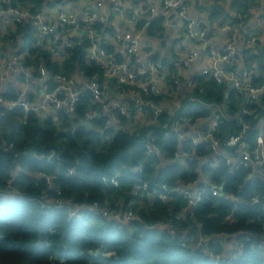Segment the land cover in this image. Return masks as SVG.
Here are the masks:
<instances>
[{"label": "trees", "instance_id": "obj_1", "mask_svg": "<svg viewBox=\"0 0 264 264\" xmlns=\"http://www.w3.org/2000/svg\"><path fill=\"white\" fill-rule=\"evenodd\" d=\"M10 2L14 7L22 6L24 10L37 14L51 0ZM232 2V7H237L238 11L247 4V0ZM4 6L7 8L8 4ZM223 7V0H208L204 11L211 20H221V25L229 21L235 29L238 23L240 28L245 26L240 18L224 15ZM92 28L104 34L113 32L109 25L104 24H93ZM165 29L163 19H154L148 28V35L159 38L157 41L162 45L167 42ZM9 30L0 34V52L28 51L30 58L26 66L44 65L52 77L57 74L67 77L81 75L84 78L97 75L100 81L103 79L101 65L85 61V54L92 45L88 37L76 38V46L67 49L66 57L58 60L43 47H31L38 33L30 19L23 18L21 23ZM238 31L244 33L242 29ZM240 36L244 39L237 49V58L258 70L256 81H259L264 77V39L258 47L250 48L246 44L249 36ZM97 44L109 53L114 50L105 40ZM170 51L173 52L174 48L171 47ZM163 62L174 71L178 60L174 55L173 59L169 57ZM237 66L236 61L234 67ZM197 83L193 92L197 100L190 103L187 100L183 110L196 118L205 117L209 115V107L217 105L235 114L234 105L224 100L230 98L236 103L234 93H227L224 87L202 76L197 77ZM19 94L20 91L12 84L4 92L7 98H16ZM250 109L254 115L246 117L245 121L257 125L256 115L264 112V96L251 104ZM89 115H95V118L86 121ZM167 117L168 114L163 113L160 122L163 123ZM224 119L227 127H233L231 119ZM108 120L109 117L101 113V104L88 91L82 93L74 115L59 113L57 120L43 119L21 108L10 112L0 106V191L5 193L17 189L14 201H2L0 207V258L13 256L20 264H213L193 247L182 246L184 235L180 228H188L196 220H204V235L245 232L238 237L244 253L221 264H264V253L259 249L264 229L260 224L250 222L252 217L264 219V212L247 203L253 192L264 197L263 179L248 181L245 170L234 176L228 175L226 170L218 172L213 177L214 181L225 179V190L241 195L246 202L235 208L207 191L197 217L185 216L182 209L187 203L181 197L163 203L151 193L164 186L172 189L180 179L184 182L193 179L195 174H191L190 170L196 169L197 164L189 162L184 167L170 163L154 167L155 161L144 147L151 135L157 136L168 154H173L180 143L174 137L165 139L166 133L158 124L138 126L126 133H112L106 128ZM182 146L189 147V143ZM52 153L54 157L50 161ZM18 167H21L20 171H17ZM116 174L120 175L119 186H109L104 182L103 177L110 179ZM47 176L52 179L50 187L47 186ZM12 177L15 179L10 188ZM138 179L148 183L149 189L135 196L131 191ZM45 194L64 198L68 206L96 203L110 211H122L130 205L142 216L144 223L121 225L114 219L89 212L84 213L81 220L70 219L66 207L39 208L36 200ZM230 213L233 216L227 219ZM160 222L172 223L177 228L176 234L167 228L155 227ZM190 231V236L195 235V229ZM250 233L255 234L252 242L246 241Z\"/></svg>", "mask_w": 264, "mask_h": 264}, {"label": "built area", "instance_id": "obj_2", "mask_svg": "<svg viewBox=\"0 0 264 264\" xmlns=\"http://www.w3.org/2000/svg\"><path fill=\"white\" fill-rule=\"evenodd\" d=\"M189 7V0H51L44 5L43 11L32 14L22 6L14 7L10 0H0V34L8 33L10 27L28 18L38 33L31 47H43L58 60L66 57L67 49L76 46V38L88 37L92 45L85 54V61L96 62L104 70L101 81L97 75L84 78L81 75L67 77L57 74L52 77L44 65L26 66L30 58L28 51L0 52V106L10 112L21 108L43 119L57 120L59 113L74 115L82 93L88 91L101 104V113L109 117L106 128L112 133H126L138 126L158 124L166 133L165 139L174 137L180 143L173 154H168L157 136L151 135L144 147L154 159V167L170 163L184 167L189 162L197 164L195 171H190L195 174L193 179L185 181L186 184L177 181L172 189L164 186L154 190L151 193L153 197L163 203L181 197L187 203L182 214L191 217H197L207 191L235 208L241 206L246 199L225 190V179L215 182L213 177L223 170L232 176L245 170L248 181L264 180V154L261 151L264 148V112L256 115L257 125L245 121L246 117L254 115L250 105L264 96V77L256 81L259 76L256 68L234 67L236 61L239 63L238 36L233 35L234 27L229 21L219 27L220 31L228 33L223 47H215L209 35L208 21L203 16H190ZM238 13L233 15L242 21L244 16ZM160 18L168 31L177 34L174 39L178 47L173 54L162 56L160 43L148 35L152 21ZM93 24L109 25L113 32L100 33L92 28ZM100 40L107 41L114 48L113 52L109 53L99 46L97 42ZM260 41L257 36L251 35L246 44L254 48L260 45ZM174 55L178 63L172 71L163 60L173 59ZM199 76L211 79L224 87L227 93L236 95V103L224 98L228 104L234 105L235 114L217 105L209 107V115L205 117L196 118L183 110L187 100L189 103L197 100L193 92ZM12 78L13 82L5 87L6 81ZM10 84L20 91L18 97L4 96ZM163 113H167L168 117L161 123ZM93 118L95 115H89L86 121ZM223 118L231 119L233 127H227ZM242 132H247V135L241 136ZM229 136L236 140L232 146L225 142ZM185 143H189V147L182 146ZM53 157L54 153L49 156L50 161ZM20 170L21 167H18L17 171ZM119 178L120 175L116 174L110 179L103 177V180L107 185L117 187ZM14 179L12 177L9 182L10 188ZM46 180L50 187L51 177L47 176ZM139 181L131 191L135 196L149 189L148 183ZM44 197L45 204L36 200L40 206L47 209L66 207L70 219L81 220L84 213L89 212L114 219L121 225L144 223L142 216L130 205L122 211H110L96 203L68 206L64 198L46 194ZM15 198V190L0 191V207L2 201L12 202ZM247 203L264 212V197L259 193H251ZM250 222L260 224L264 229V219L260 216L252 217ZM161 224L156 223L155 227L167 228L176 234L177 228L172 223ZM192 226L180 228L184 235L182 246L193 247L213 264L232 261L244 253L243 244L238 240L239 236L245 235L244 230L233 234L204 235V220H196ZM193 229L196 233L190 236ZM253 240L255 234H248L246 241ZM259 249L264 253V238Z\"/></svg>", "mask_w": 264, "mask_h": 264}, {"label": "crops", "instance_id": "obj_3", "mask_svg": "<svg viewBox=\"0 0 264 264\" xmlns=\"http://www.w3.org/2000/svg\"><path fill=\"white\" fill-rule=\"evenodd\" d=\"M12 1V0H10ZM190 1V7H189V15L197 18L199 16H203L205 18V20L208 21V26L210 27V33L209 35L210 38L212 39V44L215 47H223L224 42L226 41L227 37H228V33H223L222 31H220L219 27L221 25V20L219 21H213L210 19V15L204 11V7L205 5H207V1L208 0H189ZM211 1H215V0H211ZM224 1V11L225 14L224 15H233V13H238L240 11H238L237 7H232V1L233 0H223ZM240 1V0H238ZM261 0H247V4L249 3H260ZM228 12V14H227ZM230 20V19H228ZM261 20H264V15L262 14V12H257L255 14V16L253 17L252 14H249V16L247 18L243 17L242 21H240L242 24H244L245 26H243V28L239 26V23L237 25V29H235L234 27V33L233 35H237L238 36V43L236 45L237 49L240 48V44L242 43L244 38H241L242 34H245L247 36H257L258 38H260L261 40L264 39V24L261 23ZM213 21V22H212ZM246 23V24H245ZM238 29L244 30L243 32H239ZM155 33H160L158 31H155ZM165 37L167 42H164V44L160 45V54L162 56H164L166 53L169 54H173V52L170 51L171 47L174 48V50L178 47L176 41H175V37L174 35H177L176 33H172L170 31H168L167 29H165ZM159 35V34H156ZM241 38V39H240ZM154 40H160L159 38H152ZM160 43V41H157ZM242 47V46H241ZM242 50V48H241ZM247 62H242L239 60L238 63V67L240 68H250V66H248L249 64ZM13 78L12 79H8L5 83V87L10 83L13 82Z\"/></svg>", "mask_w": 264, "mask_h": 264}, {"label": "clouds", "instance_id": "obj_4", "mask_svg": "<svg viewBox=\"0 0 264 264\" xmlns=\"http://www.w3.org/2000/svg\"><path fill=\"white\" fill-rule=\"evenodd\" d=\"M127 7V5L125 6ZM257 12H264V0H261L260 3H249L242 6L240 13L238 15L248 16L252 14L253 17ZM261 23L264 24V20H261ZM241 136H246L247 132L240 133ZM229 146H232L236 143V140L232 139L229 136L225 141ZM262 154H264V148L261 149ZM0 264H20L16 257L5 255L3 258H0Z\"/></svg>", "mask_w": 264, "mask_h": 264}, {"label": "rangeland", "instance_id": "obj_5", "mask_svg": "<svg viewBox=\"0 0 264 264\" xmlns=\"http://www.w3.org/2000/svg\"><path fill=\"white\" fill-rule=\"evenodd\" d=\"M190 171H195V169H193V170H190ZM154 173V172H153ZM153 176V175H152ZM180 182L181 183H183V184H186L187 182H184L182 179H180ZM17 189H15V196H17ZM45 197H42L41 199H38L39 201H41L43 204H45L44 203V199ZM49 199H51V198H49ZM33 206H35V205H33ZM39 208H42V209H47V208H45V207H43V206H40ZM139 209H141V207L139 208ZM28 217L30 218L31 217V215H28ZM166 223H162L161 225L163 226V225H165Z\"/></svg>", "mask_w": 264, "mask_h": 264}]
</instances>
